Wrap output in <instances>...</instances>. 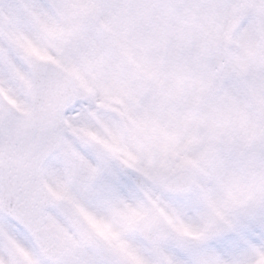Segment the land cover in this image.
<instances>
[{"label":"snow or ice","instance_id":"1","mask_svg":"<svg viewBox=\"0 0 264 264\" xmlns=\"http://www.w3.org/2000/svg\"><path fill=\"white\" fill-rule=\"evenodd\" d=\"M0 264H264V0H0Z\"/></svg>","mask_w":264,"mask_h":264}]
</instances>
